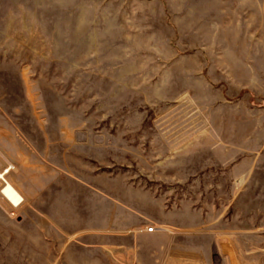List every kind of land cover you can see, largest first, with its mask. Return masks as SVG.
<instances>
[{
    "label": "rangeland",
    "instance_id": "rangeland-1",
    "mask_svg": "<svg viewBox=\"0 0 264 264\" xmlns=\"http://www.w3.org/2000/svg\"><path fill=\"white\" fill-rule=\"evenodd\" d=\"M0 153V264H264V0H0Z\"/></svg>",
    "mask_w": 264,
    "mask_h": 264
},
{
    "label": "built area",
    "instance_id": "built-area-1",
    "mask_svg": "<svg viewBox=\"0 0 264 264\" xmlns=\"http://www.w3.org/2000/svg\"><path fill=\"white\" fill-rule=\"evenodd\" d=\"M15 172L16 166L10 161H6L4 166L0 167V199L5 201L11 208L10 215L17 218V210H19V208L23 205L24 198H21L18 201H13L6 194V190L12 185V176ZM155 230L156 228L154 227L146 228V232L148 233H152Z\"/></svg>",
    "mask_w": 264,
    "mask_h": 264
},
{
    "label": "bare ground",
    "instance_id": "bare-ground-1",
    "mask_svg": "<svg viewBox=\"0 0 264 264\" xmlns=\"http://www.w3.org/2000/svg\"><path fill=\"white\" fill-rule=\"evenodd\" d=\"M6 194L7 196H9L13 201H18L20 200L22 197V195L19 193V191L16 189V187L14 186V184L12 183V185L6 190Z\"/></svg>",
    "mask_w": 264,
    "mask_h": 264
},
{
    "label": "crops",
    "instance_id": "crops-1",
    "mask_svg": "<svg viewBox=\"0 0 264 264\" xmlns=\"http://www.w3.org/2000/svg\"><path fill=\"white\" fill-rule=\"evenodd\" d=\"M1 154V153H0ZM6 162V161H5Z\"/></svg>",
    "mask_w": 264,
    "mask_h": 264
}]
</instances>
